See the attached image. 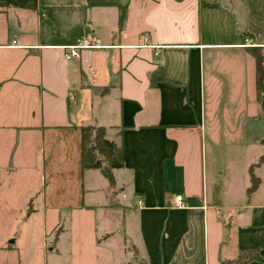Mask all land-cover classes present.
Listing matches in <instances>:
<instances>
[{
    "label": "crops",
    "instance_id": "obj_1",
    "mask_svg": "<svg viewBox=\"0 0 264 264\" xmlns=\"http://www.w3.org/2000/svg\"><path fill=\"white\" fill-rule=\"evenodd\" d=\"M81 35L97 46L66 60ZM250 46L264 55V0H0V144L10 164L65 168L27 196L36 240L0 238V264H222L253 249L247 264H264V163L247 194L264 155ZM226 112L238 191L207 164L209 120ZM84 126L120 148L106 202L89 203L100 169L81 168Z\"/></svg>",
    "mask_w": 264,
    "mask_h": 264
},
{
    "label": "rangeland",
    "instance_id": "obj_2",
    "mask_svg": "<svg viewBox=\"0 0 264 264\" xmlns=\"http://www.w3.org/2000/svg\"><path fill=\"white\" fill-rule=\"evenodd\" d=\"M261 111H263L262 104ZM209 126L212 129L214 140L211 145L209 144L207 150L209 174L213 175L215 169L224 170V173L217 174L214 177L218 179V183H224L227 187L238 191L241 188V179L244 176V159L242 157L243 154H241V157L239 156L237 147L230 143V141H234L236 138H232L228 132L229 130L238 129V122L231 120V114L228 113L222 122L215 119L209 120ZM219 132H223L225 138H222L223 136L221 137ZM88 145L90 146L91 144L88 143ZM11 154L12 148H10V145L6 144L5 146L1 143L0 179L2 180V186L0 187V238L17 230L22 236L26 231L31 232L30 236L35 241L39 235L40 218L34 217L31 223L29 221L28 223L24 222L23 207L25 205L28 206L27 196L32 190L39 189L43 186V178L52 176V178L57 179L59 176V179H63L62 176L65 168L62 166L59 168V164H10L13 161ZM37 154L38 157L42 156V153L37 152ZM96 155L99 156L98 154ZM98 158H101V156ZM4 166L8 168L5 169ZM92 180L91 183L87 181V187H90L94 193L89 203L106 202L105 193L110 186L108 181L99 170L95 172V177ZM26 227H28L27 230ZM114 240L117 241L118 246H122L119 239L116 238Z\"/></svg>",
    "mask_w": 264,
    "mask_h": 264
},
{
    "label": "trees",
    "instance_id": "obj_3",
    "mask_svg": "<svg viewBox=\"0 0 264 264\" xmlns=\"http://www.w3.org/2000/svg\"><path fill=\"white\" fill-rule=\"evenodd\" d=\"M249 53L254 57L256 63L255 84L257 94L260 97L264 91V55L262 48L259 46L248 47ZM80 141V163L81 168H98L103 176L112 185L114 178L112 174L113 168L122 166L120 148L115 142L109 140L105 136V128L103 126H84L81 127ZM88 143L91 145L89 146ZM264 145V137L261 140ZM101 158H98L99 156ZM264 163V155L259 160L251 164L249 167L250 185L247 188V194L250 195L258 186L259 179L253 174L255 165ZM252 259H260L258 249L242 250L234 259L224 260L222 264H247Z\"/></svg>",
    "mask_w": 264,
    "mask_h": 264
},
{
    "label": "built area",
    "instance_id": "obj_4",
    "mask_svg": "<svg viewBox=\"0 0 264 264\" xmlns=\"http://www.w3.org/2000/svg\"><path fill=\"white\" fill-rule=\"evenodd\" d=\"M95 46L97 45H95L90 38H88L86 35H81L76 38L74 43L69 44L63 48V57L66 60L79 58L81 57V53L84 49ZM175 202L177 204L182 203L181 197L179 195L175 196Z\"/></svg>",
    "mask_w": 264,
    "mask_h": 264
},
{
    "label": "water",
    "instance_id": "obj_5",
    "mask_svg": "<svg viewBox=\"0 0 264 264\" xmlns=\"http://www.w3.org/2000/svg\"><path fill=\"white\" fill-rule=\"evenodd\" d=\"M263 110H264V101L262 102Z\"/></svg>",
    "mask_w": 264,
    "mask_h": 264
}]
</instances>
